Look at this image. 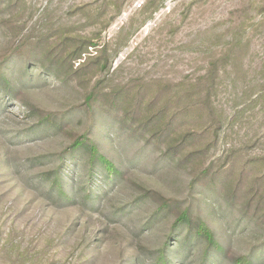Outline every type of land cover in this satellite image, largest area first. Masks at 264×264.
<instances>
[{
    "label": "rangeland",
    "instance_id": "obj_1",
    "mask_svg": "<svg viewBox=\"0 0 264 264\" xmlns=\"http://www.w3.org/2000/svg\"><path fill=\"white\" fill-rule=\"evenodd\" d=\"M27 33L42 46L16 51ZM0 73L13 89L0 88V264H155L150 252L184 209L207 221L229 256L264 249L263 200L260 216L242 212L264 196V0H0ZM95 85L103 96L88 103ZM136 105L140 117L165 109L159 129L178 119L162 136L155 127L132 135V117L118 130ZM45 115L64 129L32 133ZM90 129L114 140L103 149L124 172L115 188L97 170L91 179L85 158L61 159ZM153 134L158 145L148 144ZM61 163L68 187L86 178L106 190L99 209L83 196L45 195L40 179ZM207 166L227 174L197 180ZM142 187L173 203L162 222L148 224L158 202ZM125 207L131 213L115 215Z\"/></svg>",
    "mask_w": 264,
    "mask_h": 264
},
{
    "label": "trees",
    "instance_id": "obj_2",
    "mask_svg": "<svg viewBox=\"0 0 264 264\" xmlns=\"http://www.w3.org/2000/svg\"><path fill=\"white\" fill-rule=\"evenodd\" d=\"M148 6L149 5H147V7ZM31 38V33L22 35L21 43L17 47L16 51L32 52L35 48H39L42 46L39 41H30ZM90 46L94 45L91 44ZM76 54L78 53H74L70 56H73L75 58ZM8 58L9 55H7L5 60H7ZM29 61L30 63L32 62L31 58ZM106 61L102 64V67L104 69L108 66ZM36 64L37 67L40 66L41 69H44L45 67L43 63H40L39 65L38 63ZM108 69H110V67H108ZM51 70V66L46 67L42 75L45 76V74ZM8 87L12 88L11 82L5 75H2V73H0V88L5 89L8 93L13 92V89L8 91ZM97 89L98 88L95 85L92 91L89 92V94L87 95L88 103L92 102L93 99H96L100 95L103 96V94L99 93H103V89L99 88L100 91H97ZM111 92H113L114 95ZM111 92H106L105 95L108 97L109 94H112L113 104H116L115 100L118 97V94L116 93L117 90H113ZM137 92H141V90H138ZM164 106L167 105L164 104ZM164 110L159 109L152 113L151 116L146 115L144 117H140V114H142L141 106L136 105L133 108L127 110L123 118H120L119 125H121V127H119L118 130L123 129V125L129 122L128 118L132 117L133 119L140 120L138 124L131 123L130 125V123H127L125 125L127 128L126 130H128L129 133H131L132 135L137 133H144L147 130L153 131L152 129L154 127L157 129L156 131H153L155 135L162 136L164 134H167L171 130L174 122H176L178 117H172L164 128L159 129V125H155V123L161 121V119L165 116ZM98 122L99 124H102L99 129L100 133L105 134V123L102 120ZM64 125L65 122L63 119H59L58 117L56 118L53 115H45L40 121V123H38V125L32 127V133L44 132L46 130L50 132H60L64 129ZM160 130H162V132ZM96 133L97 131H93L92 129H90V131H86V133H84L83 135L73 137L67 150H65V152L62 154L61 159L67 156L70 158V160L77 163L79 158H85V161L88 165V176L92 179L94 171L97 170L103 176L102 179L104 181L103 184L105 185V188H115V185L119 184V182L121 181L124 172L119 169L117 164L109 158V149H103L106 145L113 146L114 140L111 139V137L109 136L103 135L101 137V140H103V142H101L98 138L95 137ZM148 140L145 139V141ZM160 140L161 139H158L156 137V141L154 143H152V141L150 140L148 141V144L158 145ZM193 153H196V151H194ZM175 154L176 153H172L171 156L174 157ZM61 168L62 163L59 165V167L48 172L46 175H44V177H41L40 183L42 182L43 187H45L44 189L47 190L45 191V195L51 198H54L56 196L55 198L57 199V202L61 201L66 203L75 202L76 199L80 198V196H83V200L86 204L93 206L95 209H99L101 207V202L107 196L105 195L106 190L104 189L103 192L100 194L95 193L94 190L87 185L86 178H84V180L80 182H76L74 184V187H72V184L70 183V188L68 187L69 181H67ZM226 174V170H218L213 173L212 167L207 166L203 169L202 173H199V177L197 180H202L203 182H206L207 179L210 178L211 182L214 183L215 180L219 177L221 178V180H223V176ZM236 188H238L237 185ZM143 191L144 193H142L144 195V198H148L150 200L156 199L158 202L157 211L154 213V217L150 218L148 224L162 222V220L167 218L169 212L172 211L173 203L171 201L165 200L164 197L162 195H159L156 191L149 190L145 187L143 188ZM257 193L258 191L254 193L253 189L250 191V195L256 196ZM232 196L233 197L229 198L228 201L231 204H234V197H237V192H234ZM251 200L252 199H249L243 204L242 212L244 214V217L248 216L247 218L252 219L253 216H260V214H262L260 212V204L263 200L262 206H264V196L261 193L260 198H257V203L255 204V207H253L252 211L249 212L252 208V203H249ZM120 210H122V212L115 211V215L127 216V214L131 213V210L129 211L127 207L123 209L121 208ZM182 232L185 233L184 239H180L177 237L178 233L181 235ZM167 236V239L164 241L161 247H158L154 249L155 251L152 250L150 252V257L154 259L155 264H187L189 255L193 254L191 253L193 251V241L194 245H198L197 247H199V251L196 254L197 258L194 260L196 264H264V259H262L264 255L263 248L261 250V253H259L258 255H256V253H253L251 255L242 254L238 256H229L226 246L217 239L214 229L207 223L206 220L202 219L201 217H193L188 209L181 210L176 214L172 230ZM226 255H228L229 257H227ZM225 257L228 258V261L225 259Z\"/></svg>",
    "mask_w": 264,
    "mask_h": 264
}]
</instances>
